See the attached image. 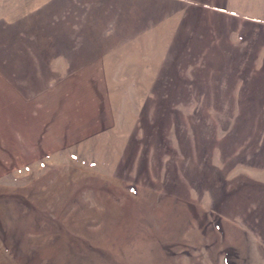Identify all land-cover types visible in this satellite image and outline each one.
I'll use <instances>...</instances> for the list:
<instances>
[{
    "label": "rangeland",
    "instance_id": "rangeland-1",
    "mask_svg": "<svg viewBox=\"0 0 264 264\" xmlns=\"http://www.w3.org/2000/svg\"><path fill=\"white\" fill-rule=\"evenodd\" d=\"M26 2L60 96L10 104L0 0V264H264V0Z\"/></svg>",
    "mask_w": 264,
    "mask_h": 264
},
{
    "label": "crops",
    "instance_id": "crops-1",
    "mask_svg": "<svg viewBox=\"0 0 264 264\" xmlns=\"http://www.w3.org/2000/svg\"><path fill=\"white\" fill-rule=\"evenodd\" d=\"M3 18H4V30H5V42H4V63L6 64V72L9 78L10 89V104H12V94L18 95L20 100L31 101L32 106L35 109V118H38V124L44 125L47 122L46 112L52 111L54 107L49 106L46 102L45 95L51 94L52 96H60V90H28L25 87V83L22 82V79L25 78L29 69V65L38 61L37 53L35 52L34 47L29 46L27 39V2L26 0H3ZM33 60V61H32ZM31 64V65H32ZM15 80L13 82L12 80ZM105 95L107 90H102ZM101 92V90H100ZM106 98V97H105ZM33 100V101H32ZM103 110L105 111L106 121L103 123L96 124L95 114L90 115V125L86 130L79 131L78 139L86 140L89 138L95 139L102 134H112L113 132L118 131V126L114 123L112 117L108 120V110L107 102L105 99ZM32 108V107H30ZM33 114V113H30ZM94 119V120H93ZM95 121L93 124L92 122ZM54 131H58V127L52 129L51 134L55 135ZM54 137V136H53ZM76 141V142H77ZM52 142H55V146H52V149L57 150L61 148L62 142L58 139H52ZM73 142V141H71ZM69 142V143H71ZM63 142V144H66Z\"/></svg>",
    "mask_w": 264,
    "mask_h": 264
}]
</instances>
